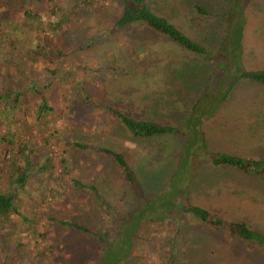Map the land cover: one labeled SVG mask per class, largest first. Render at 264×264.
I'll return each mask as SVG.
<instances>
[{"label":"rangeland","instance_id":"1","mask_svg":"<svg viewBox=\"0 0 264 264\" xmlns=\"http://www.w3.org/2000/svg\"><path fill=\"white\" fill-rule=\"evenodd\" d=\"M76 1L79 3L77 11L70 14L75 25H66L68 34L62 41L64 31H58L61 37L58 46L63 50L75 49L85 42L90 46L77 49L62 64L65 70L72 72L71 82L66 85L57 79L54 86L45 91L54 112L40 121L35 116V107L39 103L36 96L29 92L22 102L26 107L30 106L27 111L33 117L20 125V136L15 138V145L28 141L30 148L37 150L40 161L50 155L58 168L54 174L44 177V181L32 182L26 193H21L22 200L28 202V213L37 218L39 229L48 231V235L41 239L31 237L33 258L27 262L17 259L15 264H37L38 252L44 262H47L45 258L52 264H98L95 253L99 245L94 239L87 243L89 238L84 235L68 236V230L48 221L49 217L77 221L97 232L112 230L110 227H118L120 223L121 229L116 233H120L121 240L109 244L106 264L120 261V264H264L263 247L255 242H238L229 234L210 228L192 214L176 211L167 221L162 220L160 213L156 214L158 219L150 223L152 208L156 206L154 210L158 212L157 204L161 200H154L150 213H134L144 207L145 199L157 198L168 189L169 183H174V180L170 181L172 167L178 165V145H184V139L177 136L178 142L175 143L173 137L132 138L105 110L106 107L112 108L133 119H150L178 129L181 121L185 123L181 127L186 129L185 134L191 136V140H199L194 141L191 155L186 159V165L196 172L188 201L203 204L210 219L246 222L252 231L264 236V178L247 176L233 167H216L207 163V158L216 155L264 162V110L249 104L251 101L264 102V88L243 81L236 87H216L220 74L218 69L217 75L211 73L204 57L195 56L141 26L114 31L113 24L124 8L123 0ZM147 3L155 14L168 19L187 36L210 48L219 44L224 25L234 19L237 22L236 18L240 17L245 27L243 66L247 70H264V34L261 33L264 32V0H235L232 12L227 0H147ZM195 6H200L209 15L196 13ZM24 13L26 10L14 14L16 21L12 23L26 27L31 21L23 17ZM58 19L60 14L49 11L43 14L40 26L34 23L32 28H27L32 36L29 45L33 43L36 47L38 41L44 45L46 40L52 39V34L47 31ZM256 20L259 22L253 27ZM95 37H99L98 41L91 42ZM48 60L44 59L45 65H42V62L21 63L13 57V63L8 65L4 58H0V64L4 62V66H10L0 67V82L9 75L8 85L29 84L31 80L46 84L49 81L46 68L53 70L60 65V60L54 59L52 63ZM208 76L213 78L209 84ZM57 77L61 78L60 73ZM81 83L86 88V100L81 93ZM182 115L189 119L181 120ZM197 115L204 119L198 127L193 122ZM4 128L1 129L3 133ZM197 130L204 135L203 138L200 139ZM97 149H111L125 155L126 162L137 176L134 186L127 183L112 160L98 154ZM6 150L7 145L0 143V167L4 171L9 168ZM62 159L68 161V174L62 167ZM181 175L178 173L167 196L182 204L185 196L179 195L178 190L183 181L177 182ZM72 176L83 181L96 179L99 192L111 210L98 209L100 201L96 202L88 190L71 191V187L63 182L65 177ZM149 176H159L160 180L147 181L145 177ZM6 178L5 175L0 179V189ZM61 186L68 187L66 195L55 198L49 194L61 192ZM41 187L46 190L43 198L39 197L44 193ZM194 193L196 195H192ZM134 230L136 239L143 235L142 242H135V237L132 238ZM21 235V241L23 237L25 240V234ZM59 242L61 248L50 254V245ZM36 243L39 244L37 250ZM14 245L12 241L10 247ZM212 248L219 252L213 253Z\"/></svg>","mask_w":264,"mask_h":264},{"label":"trees","instance_id":"2","mask_svg":"<svg viewBox=\"0 0 264 264\" xmlns=\"http://www.w3.org/2000/svg\"><path fill=\"white\" fill-rule=\"evenodd\" d=\"M234 1L235 0H227V5H229L228 7L231 12V7L234 8L235 6ZM123 2L124 8L122 13L112 27L114 31L122 29L123 27L141 26L149 29L151 32L165 37L170 42L194 54L195 56L204 57L208 60V66L209 69L211 68L210 71L213 75L216 74L218 69V74H220V76L216 79V87L219 86L222 87V89H225L224 87H236V85L242 81L246 83H254L264 87V70H247L243 66V57L245 52L243 37L245 27L243 25L244 22L242 23L243 19L240 17L236 18L237 22L234 19L229 25H224V33L219 44L216 48H210L187 36L168 19L155 14L148 6L147 0H123ZM26 5H28L27 8L24 7ZM78 5L79 3L76 0H0V45H3L2 48H0V51L2 52V54H0V58H4V62L8 63V65L13 63V57H15V60H21V63L29 61L42 62V65H45L44 59L49 58L48 61H51V63L54 59H57L58 61L60 60V65H58L57 68L53 70L46 68L49 72V81L46 84H37V82L31 80L29 84L8 85L11 80L9 75H7L6 79L0 82V143L7 145L6 152L9 153V155H7L9 160L8 170L4 171L2 167H0V179L3 178V176L5 177V175L7 176L4 187L0 189V264H15L17 259H22V262L30 261L34 255V251L32 252L31 250V241H33V239L30 240V238L41 239V237L44 238L48 235V231L45 232L42 229H39L37 218L28 213L30 211V208H28V202L26 203L25 200H22L21 193H26L29 185L35 180L44 181V177H47L52 173L54 174L58 168V164L56 166V161L50 157V155H47L43 162L40 161V158L36 155L37 150L31 149L28 145V141H22L18 145H15L14 140L16 137L20 136V130L18 131L20 125L24 124V122H28V118L31 119L33 117V115L27 111L30 106L26 107L22 103L25 95L29 92L33 93L39 102L35 107V116L37 121H40L48 114H52L54 112V108L50 105L48 98L45 95V91L53 87L54 82L57 79L68 85L71 82L72 72L70 73V71L65 70L62 64H64L65 60L77 49L80 48L83 50L85 47L88 48L90 46L89 43L86 42L79 47L76 46L75 49L68 48L63 50L60 46H58L59 38H61L58 36V31H64L62 34L63 37L61 38L62 41V39H65V34H68V32H66L68 29L66 25L68 23L75 25V23H73V19L70 17V14L73 11H77ZM22 10H26L23 17L31 21L30 23H26V27L22 26L19 22L18 23L21 26L14 25L12 23L13 21H16L13 15ZM49 11L52 14H60V19H58L54 27L52 26V28L47 31L52 34V39L46 40L44 45L41 44V41L35 42L37 43L36 47H34L33 43L32 45H29L32 36L27 28H32L34 23H37V25L40 26L43 14L49 13ZM195 11L196 13L202 15H209L200 6H195ZM98 39L99 37H95L91 42L98 41ZM51 56L53 57L50 59ZM218 60L220 63L217 62ZM4 62L3 64H0L1 68L5 65ZM59 73L61 78L57 77ZM208 77L209 79L206 80L209 84L213 81V78L212 76ZM79 86L81 93L83 92L82 96L84 99H88L84 85L81 83ZM226 91L228 92L229 89H226ZM105 110L119 121L125 131L130 133L132 138L154 139L157 137H173L175 139V143L176 141L178 142L177 136L184 139V145H181V143L178 145V149L180 151V153H178L179 157L176 158L178 160V165L176 167H172L173 170L170 176V181L174 180V183H169V186L167 187L168 189L157 198L153 200L145 199L144 207L136 209L137 211L132 210L134 213L136 212L138 214L145 211L150 213L153 210L150 213L152 218L148 219H150V223H154L158 219L156 214L162 213V220L169 221V219L174 217L176 211H181L185 214H192L201 222H206L212 229L219 230L224 234H229L238 242H255L258 246L264 248V236L256 233L255 230L252 231L246 222L239 221L227 223L219 218L210 219L209 211L204 206L200 203H195L194 201H191V203L188 201L189 192L190 189L193 188L192 182L195 179L196 172L195 169H190L191 167L187 166L188 164L186 159L191 155V146L196 143L194 141L199 142V140H191V136L185 134L186 129L181 128L185 123L183 124L181 121L182 125L180 124V129H178L176 127L158 124L156 121H151L150 119L145 120L140 117H137L139 119H133L130 118L127 113L122 114L112 108L106 107ZM194 110H196V106L193 108V111ZM180 118L185 121L189 119H186V116L184 115ZM203 121L204 119L200 118V115H197V118L193 119V122L197 124L196 127H198ZM2 127H5L4 133L1 130ZM15 130L17 135L14 133ZM197 133H199L200 139L203 138L204 135L200 133V130H197ZM73 146H76L77 148L83 147L80 145ZM198 149L200 150V148ZM96 151L98 154L110 158L121 171L124 180L134 186L137 181V176L126 162L125 155L111 149H97ZM80 152L82 153V151ZM207 159H209L207 160L209 165L211 164L216 167L229 166L241 170L247 176L250 175L258 178H264L263 161L245 160L227 155H216ZM61 163L63 164L61 165L63 169H65L66 174L70 173V169L67 168L68 161L62 159ZM73 166L75 167L76 165L73 164ZM180 172L183 175L178 176L179 180L177 182L180 183V181H183L180 185V189L178 190L179 195L183 194L185 196V201L182 202V204L177 202V199L172 200L170 196H167L170 195V188H173L171 185L175 184L176 177ZM184 176L185 178H183ZM155 178L160 180L159 176ZM155 178L151 176L145 177L147 181H156ZM56 180L57 178L54 179V181ZM89 181L91 180L89 179ZM89 181H83V179L78 176H72L71 178L65 177L63 183L68 184L71 187H69L71 191L81 192L88 190L96 202L100 201L101 206L97 205L98 209L104 208L111 210L106 200L99 192L97 180L94 179L91 182ZM61 188V192L53 191L49 194L55 198L61 195H66L68 187L61 186ZM42 190L43 188L41 187V192ZM43 191L44 193H40L43 195H40L39 197H44L46 190ZM192 195H196V193ZM32 197L35 198V195H32ZM168 197H170V199ZM167 199L170 201H166ZM154 200H161L160 203L157 204L160 209L158 212L154 210L156 206L150 210L152 203L155 202ZM179 205L182 206L179 208ZM132 211L129 212V215L132 214ZM49 220L56 222L57 226H63L67 229L69 232L68 236L75 233L78 235H84L89 238L87 243L94 239L99 245L95 253L98 259V264H106L105 256H107V249L110 247L109 244H112V242L118 243V241L121 240L119 235L120 233H116L117 230L121 229L120 223L117 225L118 227H110L112 230L104 229L97 232L96 230L94 231L78 224L77 221H69L61 218L54 219L50 217L48 218V221ZM136 230H139V226ZM136 230H134L132 234V238L135 237L134 240L136 239ZM115 233L119 236H115ZM21 234H25V240L23 237L21 241ZM27 234L30 236L29 238ZM142 236L143 235L141 234L135 242H142L144 240ZM12 241L15 245L11 248L10 243ZM39 244H35L36 250L38 245L39 248L42 249L40 242ZM58 247L61 248L60 242L59 244L52 243L50 245L51 249L48 251L50 254H53L57 252L56 248ZM211 251L213 253L216 251L219 252L218 250H214V248H212ZM223 252L224 251H221L220 253ZM173 254L174 253H172L171 257H173ZM37 256V264H52L45 258L44 260L47 262H44L41 253L38 252ZM44 257H46V255ZM120 262H116V264H120ZM126 264L130 263L126 262Z\"/></svg>","mask_w":264,"mask_h":264},{"label":"crops","instance_id":"3","mask_svg":"<svg viewBox=\"0 0 264 264\" xmlns=\"http://www.w3.org/2000/svg\"><path fill=\"white\" fill-rule=\"evenodd\" d=\"M258 20H256V23H255V25L253 26V27H256L257 26V24H258ZM252 26V25H251ZM261 33H263L264 34V32H261ZM259 34V33H258ZM258 34H257V36L256 37H258ZM259 39V38H258ZM260 42H262V41H260ZM264 43V42H263ZM252 84H254V83H252ZM254 85H256L257 87H262V86H260V85H257V84H254ZM262 88H264V87H262ZM251 106H253V108H255V109H258V110H264V102H262V101H260V102H255L254 103V101H251L250 103H249ZM257 161V160H256ZM202 206H204L203 204H201Z\"/></svg>","mask_w":264,"mask_h":264}]
</instances>
